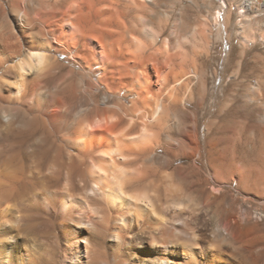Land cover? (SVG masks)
I'll return each mask as SVG.
<instances>
[{
    "label": "bare ground",
    "instance_id": "obj_1",
    "mask_svg": "<svg viewBox=\"0 0 264 264\" xmlns=\"http://www.w3.org/2000/svg\"><path fill=\"white\" fill-rule=\"evenodd\" d=\"M164 14L175 16L170 34L168 22L149 33ZM130 16L140 37L127 34ZM254 31L264 0H0V264H44L42 252L104 264L96 247L112 253L106 264H253L256 236H242L252 165L202 140L200 112L212 42L238 40L243 59L264 44ZM180 32L192 57L180 42L168 50ZM240 75L239 65L232 86ZM232 90L219 114L237 102ZM246 105L233 113L248 119ZM235 183L243 199L223 192ZM34 217L44 226L30 236Z\"/></svg>",
    "mask_w": 264,
    "mask_h": 264
},
{
    "label": "rangeland",
    "instance_id": "obj_2",
    "mask_svg": "<svg viewBox=\"0 0 264 264\" xmlns=\"http://www.w3.org/2000/svg\"><path fill=\"white\" fill-rule=\"evenodd\" d=\"M198 16L199 15L197 14V12L191 15V20H190L191 24L192 23L195 24L199 21V20L197 21ZM174 17L175 16L171 14H169L168 16H166V14L160 15L159 20L156 21L154 27L147 29L148 32L156 33L160 31L159 30L161 29L160 26H163L165 22H168V26L162 32L163 35L168 36L172 31V27L174 24ZM190 22H188V24H190ZM143 25L144 24H142L141 22L139 24L138 21L133 16L128 17L127 34L140 37V32L142 31V29H144ZM2 28H4L2 30H5L7 27L6 25H3ZM261 32L264 33L263 31H258V32L254 31V34L257 35ZM181 35L182 33L180 32L179 34H177L176 38H173V40L169 45L168 50L170 53L173 54L176 51L175 47L177 43L180 42L182 45L181 48L182 51L188 53L192 57L193 52H192L191 44L183 43L182 40H179ZM177 39L178 41H176ZM233 45L235 46L232 47L231 43L229 44L227 40L225 42L223 41L212 42V48L210 49V54L206 63L208 70L207 81H208V88L210 93L207 98L206 110L200 112V115H202L203 113L205 115L203 123L201 124V138L202 140L206 141L208 137H211L212 139L219 141L220 149L223 148L225 149V153H224L225 158L231 156L229 152L238 150L237 151L238 155L240 156L244 154L243 156L240 157L244 159L246 163L252 165L251 169L253 170H250V172L252 171L250 173V177H251L250 189L253 194V198H252L253 204L251 203V205H249L252 206L251 207L252 219L248 221L249 223L246 222V224L243 225L244 230H242L243 231L242 236H244L248 231H249L248 234L252 233L249 234L250 236H252V238H250L249 236V239H252L251 242L253 243V240L255 238L254 242L256 243L255 244L253 243V245L255 246L252 245L253 248L255 247V250L253 249L254 255L252 251L251 256L253 255L254 259L251 257L252 258L251 261L253 264H257V263L264 264V246H263L264 245V44L259 42L253 45L252 47H249L246 50V57L243 59L241 57V54L244 49L242 48L238 40H235ZM162 46H163V38L161 36L153 47L154 51H159V49L161 50L163 48ZM198 48H200V50H202L203 48L208 49V45L206 46L204 43L199 44ZM233 54L234 56H232ZM202 57L200 58L201 60L200 63L203 62L204 58H206L205 56L203 58ZM59 58L61 59V62L64 63L67 62L66 63V65L68 66L67 69L74 68L73 65H71L70 62H68V58H69L68 56L60 53ZM239 65L241 72L240 77H242L244 80L240 78V81H238V84H236L235 87L231 85L234 82L231 80V73L233 70H236L237 66ZM227 66L231 70L230 73L227 72V68H226ZM216 73H218L217 80H215L214 78V74ZM248 87L253 89L251 90L252 92L250 91V95L252 97L249 100L245 99V95L247 93ZM232 89H234V91L236 90V94L238 95L237 102L232 106H230L228 109H226L223 113L219 114L221 111L220 109L224 106L223 97L224 95H226L225 92L229 91L233 93ZM250 100L253 102H251ZM246 104H250L251 106L253 105L252 107L254 109V113L251 115V117L246 119L244 118V116L236 115L233 113L234 110L233 108L237 110L239 109L241 111L243 110L246 111L247 108ZM216 116H218L219 119H216ZM211 121H215L217 122V124H215L213 129H211L208 132L207 131L208 125L210 124ZM234 139L237 142H235ZM234 143H238V146L233 147L237 145ZM205 149L207 150L208 148L205 147ZM188 162H192V160L182 159L176 165H182ZM246 168H250V167H246ZM222 189L224 193L230 190L232 194H234L236 197H241V199H243V196L239 192L236 183L232 187L230 185H224ZM224 205L223 208L225 207V209L222 208V213H221V216L223 217L225 216V212H226L225 210L230 208L229 198L224 200ZM226 206L228 207L227 209ZM239 206H242L243 209L248 208V205L244 203H241ZM223 217H219V218L215 217L214 218L215 224H218L219 220H221ZM42 224L41 221H38L37 217L30 218L27 222V226H28L27 234L30 232L29 235L31 236L32 233V236H34L33 235L34 229H35L34 233H36L39 229L43 228L44 223ZM245 228H247V230H245ZM220 231L222 235L227 236V234L223 230ZM253 235L256 237L253 238ZM245 239H248L246 235H245ZM20 241L22 242L23 240ZM97 249L98 247L95 248L96 253L98 256H100L104 264H106V261L111 262L110 257L112 256V253L107 248L99 247V249L98 250ZM41 254L43 256L44 264H57V261L59 260L58 259L59 254L55 257L56 262L51 258H50L51 260L49 258L47 260V257H49L47 254H44L43 252Z\"/></svg>",
    "mask_w": 264,
    "mask_h": 264
}]
</instances>
